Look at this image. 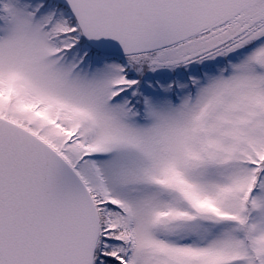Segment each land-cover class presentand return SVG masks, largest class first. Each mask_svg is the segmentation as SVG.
Segmentation results:
<instances>
[{"label": "snow or ice", "instance_id": "1", "mask_svg": "<svg viewBox=\"0 0 264 264\" xmlns=\"http://www.w3.org/2000/svg\"><path fill=\"white\" fill-rule=\"evenodd\" d=\"M0 264H264V0H0Z\"/></svg>", "mask_w": 264, "mask_h": 264}]
</instances>
